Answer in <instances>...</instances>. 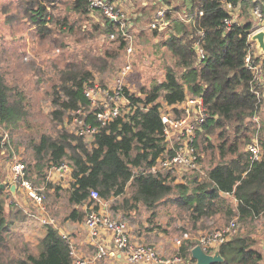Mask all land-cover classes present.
<instances>
[{
    "label": "trees",
    "instance_id": "1",
    "mask_svg": "<svg viewBox=\"0 0 264 264\" xmlns=\"http://www.w3.org/2000/svg\"><path fill=\"white\" fill-rule=\"evenodd\" d=\"M156 1L160 0H155ZM18 12L8 22L28 20L39 40L54 33L53 25L60 21L65 32H72L73 25L67 16L55 17L49 8L58 3L81 16L89 12L88 0H21ZM167 6L170 0H161ZM164 13L169 31L163 46L169 52L170 64L166 66L164 78L151 87H142V94H125L136 109L100 127L94 117L86 120L96 124L99 132L89 148L84 138L63 128L55 133H43L33 143L32 157L26 165V176L33 183L44 182L45 189L58 185L46 180V170L64 162L71 168L67 201L72 206L63 220L82 223L90 205L91 189L97 190L100 199L121 197L129 187L131 194L122 197L113 209L125 215L135 212L142 205L152 210L171 195V200L187 212L189 226L193 231L203 227L199 220L208 217L228 219L238 217L239 222H252L264 217V124L258 133L261 156L249 161L244 146L250 142L254 130L252 118L264 113V81L255 83L252 73L245 69L243 58L249 42L247 32L252 27L250 10L252 0H182ZM238 7V22L225 29L223 20L230 16L226 5ZM177 12L184 16L174 17ZM103 24L95 27L102 33H116L113 42L119 48L126 47L122 34L116 30L119 23L102 16ZM114 22V23H113ZM63 30H61L62 32ZM156 34V29H151ZM199 31L204 33L200 37ZM201 42L204 57L199 60L196 42ZM89 70L65 71L53 86L51 111L53 122H62L67 111L79 107L87 109L88 100L83 88L91 79ZM187 92L201 95L208 109V116L198 130L196 143L200 152L214 146L216 163L187 176L184 183L168 181L161 173H152V167L164 148L162 124L159 117L161 102L175 105L184 100ZM18 92H14L0 72V151L4 133L15 129L24 117L23 103ZM8 130V131H5ZM214 134L215 144L209 138ZM199 136L201 137L200 145ZM201 161V160H200ZM46 169V170H45ZM35 176L31 179L30 176ZM2 180L0 179V184ZM4 188H0V196ZM48 190V189H47ZM223 194H227L224 196ZM10 195V194H8ZM234 199V203L230 198ZM228 198V200L226 199ZM80 208V209H79ZM97 208V207H96ZM183 214V215H185ZM25 212L16 209L8 217L0 203V243L3 242L10 223L23 220ZM219 220V219H218ZM240 224V223H239ZM193 243L183 241L179 253L190 257ZM35 252H28L12 264H73L74 257L68 243L57 227L46 224L43 236L35 245ZM222 262L213 264H264V249L252 232H239L218 248Z\"/></svg>",
    "mask_w": 264,
    "mask_h": 264
},
{
    "label": "rangeland",
    "instance_id": "2",
    "mask_svg": "<svg viewBox=\"0 0 264 264\" xmlns=\"http://www.w3.org/2000/svg\"><path fill=\"white\" fill-rule=\"evenodd\" d=\"M20 1L0 0V72L5 75L13 91L20 94L25 113L19 125L9 130L5 148L2 147L0 151V179L3 185H6L5 178L9 176L15 160L25 163L31 159L33 143L41 134L60 131L65 128V124L69 127L68 113L72 112L67 111L62 122L56 123L53 122L50 114L54 109L51 103L53 86L65 71L89 70L92 77L89 82L105 87L115 83L120 68L129 62L130 72L124 79L123 85L129 93L138 95L142 94V87L148 88L163 80L166 66L171 63L169 52L162 44L167 37L170 22L159 13H163L162 10L165 13L168 8L182 3V0H170L171 5L167 6L161 0L155 3V0H116L124 14L126 30L131 37L133 35V51L131 49L133 53L131 52L128 56L125 48H119L109 35L95 30V27L103 24V13L100 9L79 16L68 9L65 3H58L55 9L49 8L50 11L58 18L67 16V21L73 25V30L64 33V26L60 25V21L55 23L49 21L48 25H53L54 33L41 41L33 32L34 26L28 20L7 21L8 18L14 17L11 15L18 12ZM173 13L174 17L184 18L180 13ZM152 24L158 27L155 28V35L151 31ZM116 31L120 32V29ZM258 123L264 124V113L258 116ZM256 126L257 123L251 128ZM67 130H70V127ZM214 136V134L209 135L213 144L216 143ZM254 136L255 132L251 131L250 138ZM200 140L199 136L198 145ZM212 147L205 152L199 151L201 168L204 170L216 163L217 150L214 146ZM243 151L245 152V146ZM45 172V178L49 179L50 170ZM63 175L60 181H57L59 176L53 178V181L59 183L56 185L61 189L55 190L54 187L47 188V186L44 189L46 209L54 221L53 226L57 228L65 226L66 220L63 219L72 208L67 201L66 191L70 184V175L65 173ZM30 178L34 179L35 176ZM40 184L44 182L37 183V185ZM131 192L128 187L121 197L109 200L101 198V202L106 204L107 211L113 216H116L117 212L128 222L132 233L141 238L138 242L148 244L162 241L171 245L169 241L180 238L186 232H194L189 226L190 218L185 214L187 212L171 200V195L157 204L153 210L154 215L152 210L142 205L135 213H132V216L113 209L122 197H127ZM7 194L9 193L5 186L0 196V203L3 204L6 217L14 213L16 209H22L25 212V218L14 219L9 224L10 229L0 243V264H12L14 260L26 253H34L35 245L45 229L41 216L36 212L27 195H23L20 191L16 196L6 197ZM226 199L228 200L227 197ZM218 219L215 225L226 224L232 218ZM239 223L238 231L252 232L263 249L264 217L257 218L251 223ZM204 231L207 230L202 232ZM72 246L75 248L73 242Z\"/></svg>",
    "mask_w": 264,
    "mask_h": 264
},
{
    "label": "built area",
    "instance_id": "3",
    "mask_svg": "<svg viewBox=\"0 0 264 264\" xmlns=\"http://www.w3.org/2000/svg\"><path fill=\"white\" fill-rule=\"evenodd\" d=\"M252 1L254 6L250 10V17L253 24L247 32L249 45L244 54L243 64L245 69L252 73L254 82L262 84L264 81V55L257 53L256 43L251 41V36L264 30V0ZM226 7L230 11V16L223 20V26L225 29H230L233 24L238 22V7L231 9L230 4H227ZM88 9L89 12L100 9L105 17L119 23L120 32L126 41L125 50L130 56L133 51V35L131 37L126 30L125 22L123 21L124 14L118 7L117 1L88 0ZM162 11L164 13V10ZM163 13L159 14L163 16ZM152 27L158 28L155 24H152ZM199 34L200 37L204 36L202 31H199ZM109 38L114 39L115 33H111ZM196 51L199 60H202L204 51L199 40L196 42ZM130 68L129 62L122 66L113 85L102 87L94 82L86 83L83 88V94L88 100L87 109L79 107L72 113H68L67 123L68 125L70 124L69 131L83 137L89 148L93 145L94 137L99 132L96 124L86 120L89 115H92L95 122L100 127H103L117 117H122L129 113L130 108H132V112L136 109L137 104L131 103V100L125 94L126 87L123 85ZM207 116L208 109L201 95L187 92L183 101L171 106L161 102L159 117L162 124L164 148L156 163L148 171L161 173L162 177L176 183H184L187 176L195 171H200L202 174L201 153L196 143L198 140L197 132L207 119ZM256 118L257 121H255ZM252 121L254 124L257 123L256 128L253 130L255 136L245 146L247 159L251 162L259 160L261 156V148L258 141L261 124L259 125L258 123V115H254ZM64 126L69 129L67 124ZM8 136V133L5 132L1 142L3 149L7 143ZM49 170L51 175L49 179L51 181L48 177H46V180L55 185L59 184L56 182L60 181V178L64 176L63 173L70 175L71 172V168L66 162L58 166H51ZM55 176H59L56 182L53 181ZM5 183L9 194L10 190L8 187L11 184H15V192L20 191L23 195L29 197L36 212L41 216V222L45 225H53L54 221L49 216L45 205V185H37L27 178L24 162L21 160L14 161ZM89 199L93 201L90 205H82L83 209L87 208L83 225L88 238L94 243L97 238L100 239L102 237L101 234L105 231L111 236L113 245L110 249H106L104 245L96 243L97 250L93 256L74 257L75 253L71 240L66 234H62L63 237L68 239L74 257L73 264H92L103 256H107L110 259H116L118 256L127 264H194L190 257H185L179 253L183 241L188 240L193 243L189 251L194 246L199 245L204 252L212 254L215 250H218L220 245L232 239L238 231V217L234 216L226 224L214 227L196 236L188 232L182 234L180 238L174 240L177 250L171 255H165L161 253L155 244H144L131 240L127 221L122 216H113L107 211V206L101 202L97 190H90Z\"/></svg>",
    "mask_w": 264,
    "mask_h": 264
},
{
    "label": "crops",
    "instance_id": "4",
    "mask_svg": "<svg viewBox=\"0 0 264 264\" xmlns=\"http://www.w3.org/2000/svg\"><path fill=\"white\" fill-rule=\"evenodd\" d=\"M7 177L5 178L6 181ZM8 189L10 190V187H8ZM18 192H14L11 193V196H16ZM224 196H227V194H223ZM6 197H8V194L6 195ZM229 198H231V202L234 203V199L230 196H228ZM120 211V210H117ZM136 212V211H135ZM135 212H131L129 215L132 216V213ZM116 216H120L119 213L116 212L115 214ZM185 218V215H184ZM219 220L217 218L214 217H208V218H203L201 220H199V223L203 224L202 228L197 229L194 232H191L192 235L196 236L200 233H202L203 230H209L211 228L214 227H218L221 226L219 225H215V223H217ZM65 226L62 228H57L59 230V232L61 234H66L68 236V238L73 242V244L75 245L74 248V257H91L93 256V254L95 253V251L97 250V245L96 243H100L102 245H104V247L106 249H110L112 247V240H111V236L109 235V233L107 232H102L101 234V238L100 239H96L94 241V243H92L90 241V239L88 238L87 232L84 228L83 222L82 223H74L72 221H65ZM128 223V222H127ZM129 232H130V237L131 240L138 242L139 240H141L140 237H136L133 233H132V229L131 227L129 228ZM44 234V232H43ZM43 236V235H42ZM171 245H169L166 242H151L148 244H155L159 250L161 251V253L165 254V255H170L171 253L175 252L176 249V245L174 243V241H169ZM138 243H143V242H138ZM145 244V243H144ZM92 264H127L123 261V259L119 258L118 256L116 257V259H110L107 256H103L102 258L97 259L96 261H94Z\"/></svg>",
    "mask_w": 264,
    "mask_h": 264
},
{
    "label": "water",
    "instance_id": "5",
    "mask_svg": "<svg viewBox=\"0 0 264 264\" xmlns=\"http://www.w3.org/2000/svg\"><path fill=\"white\" fill-rule=\"evenodd\" d=\"M251 41L256 43V50L259 55H264V30L254 33L251 36ZM4 187L3 183L0 188ZM10 192H15V184H11ZM264 249V246H263ZM190 256L195 260V264H213L222 262L219 250H215L212 254H208L202 250L199 245L194 246L190 251Z\"/></svg>",
    "mask_w": 264,
    "mask_h": 264
},
{
    "label": "bare ground",
    "instance_id": "6",
    "mask_svg": "<svg viewBox=\"0 0 264 264\" xmlns=\"http://www.w3.org/2000/svg\"><path fill=\"white\" fill-rule=\"evenodd\" d=\"M114 23V22H113ZM128 31V30H127Z\"/></svg>",
    "mask_w": 264,
    "mask_h": 264
}]
</instances>
